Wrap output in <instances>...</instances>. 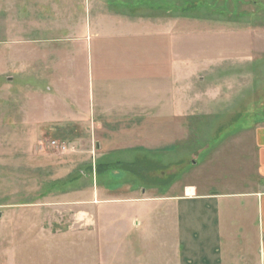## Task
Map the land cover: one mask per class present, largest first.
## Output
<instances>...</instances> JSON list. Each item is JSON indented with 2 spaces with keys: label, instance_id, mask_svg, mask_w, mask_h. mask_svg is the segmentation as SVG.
I'll return each instance as SVG.
<instances>
[{
  "label": "rangeland",
  "instance_id": "1",
  "mask_svg": "<svg viewBox=\"0 0 264 264\" xmlns=\"http://www.w3.org/2000/svg\"><path fill=\"white\" fill-rule=\"evenodd\" d=\"M145 18L161 20L176 58L205 79L184 78L195 101L177 149L104 164L84 111L89 41ZM262 120L264 0H0V264H119L118 247L144 228L131 217L152 208L128 198L177 181L219 188Z\"/></svg>",
  "mask_w": 264,
  "mask_h": 264
},
{
  "label": "crops",
  "instance_id": "2",
  "mask_svg": "<svg viewBox=\"0 0 264 264\" xmlns=\"http://www.w3.org/2000/svg\"><path fill=\"white\" fill-rule=\"evenodd\" d=\"M160 21L125 22L131 31L126 36L96 34L89 41V105L84 111L104 164L133 165L136 158L127 157L167 154L183 142L181 117L195 101L186 96L184 78L205 77L199 65L183 66V59L176 58L174 35ZM244 131L233 145L237 154L242 150L230 163L232 176L215 182L219 188L212 182L177 181L168 194L143 190L128 198L152 203V208L131 217L133 225L144 228L118 247L119 264H264V120ZM95 185L96 199L111 200Z\"/></svg>",
  "mask_w": 264,
  "mask_h": 264
},
{
  "label": "built area",
  "instance_id": "3",
  "mask_svg": "<svg viewBox=\"0 0 264 264\" xmlns=\"http://www.w3.org/2000/svg\"><path fill=\"white\" fill-rule=\"evenodd\" d=\"M51 145H52L53 148H55V147L59 148L58 143L56 141L52 142ZM60 150L66 151V147L65 146H60Z\"/></svg>",
  "mask_w": 264,
  "mask_h": 264
}]
</instances>
